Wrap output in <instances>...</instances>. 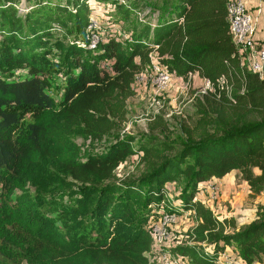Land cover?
I'll return each mask as SVG.
<instances>
[{
	"label": "trees",
	"instance_id": "16d2710c",
	"mask_svg": "<svg viewBox=\"0 0 264 264\" xmlns=\"http://www.w3.org/2000/svg\"><path fill=\"white\" fill-rule=\"evenodd\" d=\"M21 1L22 9L17 5ZM140 2L127 0L120 10L126 14ZM226 2L164 0L154 12H142L125 42L105 31L96 46L88 48L82 44L88 0H0L1 256L15 257L27 237L59 254L86 251L95 264H147L145 251L151 240L145 226L151 216L147 209L162 198L167 180L183 177L176 197L183 209L193 210L196 220L187 231L190 240L176 243L172 251L192 264H214L226 247L247 263L264 258V205L258 218L236 228L233 216L217 217L194 197L198 182L233 168L251 194L264 188V69L258 74L240 64L228 32ZM56 27L71 34L62 57L70 75L54 102L40 73ZM154 46L156 61L183 77L193 69L210 79L224 73L231 83L228 103L233 114L258 113L259 117L231 126L218 117L212 131L180 141L149 133L136 144L141 171L121 180L113 179L112 172L132 151V134L116 137L83 159L58 147V159L67 173L88 182L73 198L74 204L53 202L69 215L88 211L85 218L70 224L62 219L71 232L66 236L51 215L38 210L24 188L32 165L48 152L47 140L54 129L78 124L94 138L111 129L114 119L123 117L124 97L134 75L149 63L148 51ZM102 57L110 59L108 64L99 63ZM16 67H23L25 73L13 74ZM138 206L144 212L134 221ZM27 255L30 264H40Z\"/></svg>",
	"mask_w": 264,
	"mask_h": 264
},
{
	"label": "rangeland",
	"instance_id": "374dc122",
	"mask_svg": "<svg viewBox=\"0 0 264 264\" xmlns=\"http://www.w3.org/2000/svg\"><path fill=\"white\" fill-rule=\"evenodd\" d=\"M127 0H88L90 12L97 21L94 31L102 36L105 31H110L119 41L125 42L129 35L131 25L141 16L142 12H154L164 0H141L138 7L130 8L126 14L120 10V7L126 8ZM246 1V0H245ZM247 3V2H246ZM24 3L21 1L17 5L22 9ZM248 5L250 3H247ZM252 14L253 6H250ZM255 8V7H254ZM154 9V10H153ZM255 27L256 36L261 42L262 15L256 14ZM87 18V19H88ZM84 39L86 31L82 33ZM71 34L65 29L56 27L54 34L47 43L49 48L45 54V70L40 73L47 82V91L56 102L62 95L63 85L70 75L63 62L64 44L69 40ZM83 39V40H84ZM109 58L102 57L99 63L108 64ZM158 63V62H157ZM12 73L23 75L25 69L16 67ZM151 71L150 63H147L142 69V79L132 80L130 91L124 97V114L122 118H115L111 129L103 133L100 137H91L84 134L78 124L70 127L64 126L60 129H54L52 136L47 140L49 145L48 152L41 154L40 158L32 165L30 171L31 177L26 180L24 188L27 193L33 197L37 203L40 212L52 216L55 227L64 235L71 232L63 224H70L73 219L85 218L88 211L81 212L76 210L74 214L56 209L53 202L57 205L70 206L74 204V197L81 195L83 184L88 182L79 181L67 173L58 159L60 154L57 150L61 147L62 153H71L75 158L83 159L86 153H96L114 142L116 137H123L132 134L134 138L130 141L131 152L126 154L118 162L112 172V178L115 180L125 179L136 176L142 169V163L139 159L140 151L136 150V144L142 141L149 133L161 138H168L175 141L197 138L205 131H212L214 122L218 117H223V125L231 126L242 122L246 118H257L258 113L233 114L228 97L215 96L210 90L203 89L202 77L194 73L191 77L185 79L176 71H169L171 79L168 86L160 91H155L148 80L147 74ZM231 89L229 95H231ZM230 175L232 178V191L225 199V209L234 215V220L242 226L247 221L258 218L259 207L264 205V188L257 194H251L248 186L240 178L237 170ZM165 188L170 192L172 198H177V192L184 185V178L167 180ZM222 185V184H221ZM220 185V187H221ZM198 188L202 190L201 201L207 206L214 202L210 199L211 191L207 184L198 182ZM222 188V187H221ZM18 192L17 189L14 193ZM222 192L218 190L219 196ZM217 194V193H215ZM52 206V208H51ZM181 212V207H172ZM144 212L140 206L135 208L133 216L134 221ZM154 213V214H152ZM178 220L170 226V236L166 240V248L172 251V246L182 241H189L187 231L195 224V214L192 209L183 212ZM155 218L157 213L151 207L147 209V215ZM69 222V223H67ZM148 221L146 227L148 228ZM34 256L40 264H95L92 256L88 252L79 251L73 254H59L57 250H52L48 246H42L34 239L24 238V244L18 250L15 257H4L0 255L4 264H30L28 255ZM147 264H159L156 253H146ZM248 264H264V258L260 261H252Z\"/></svg>",
	"mask_w": 264,
	"mask_h": 264
},
{
	"label": "built area",
	"instance_id": "2783aa9c",
	"mask_svg": "<svg viewBox=\"0 0 264 264\" xmlns=\"http://www.w3.org/2000/svg\"><path fill=\"white\" fill-rule=\"evenodd\" d=\"M255 16L251 12L250 5L245 0H227L226 2V20L228 32L231 41L238 55L240 64L244 65L248 71L261 74L264 69V26H262L261 42L259 37L256 36ZM97 21L94 17L89 16L85 24L86 37L82 44L88 48H94L98 41L101 39L100 35L94 31ZM155 46L148 51L149 63L151 71L147 74L150 84L155 91L165 89L171 79V75L167 68L156 61ZM194 73L199 74L196 69L187 70L184 75L185 82ZM142 70L134 75V79L143 77ZM200 75V74H199ZM203 89L210 90L215 96H220V93L226 94L227 97L232 99L229 95L231 83L228 81L224 73H220L214 79L202 76ZM211 191L210 199H214L219 190V183L216 181H207ZM202 190L197 189L194 197L200 199ZM217 193V194H215ZM201 200V199H200ZM181 207L179 198H172L170 192L165 189L163 196L156 203L150 205L152 210L157 213L155 218L150 216L148 219V233L150 234V248L146 253H156L159 264H192L189 260L181 254L170 251L166 248V240L170 236V226L175 223L178 218L183 215L184 211L181 207V212L176 211L172 207ZM154 214V213H152ZM214 264H248L236 252H231L226 247L214 259Z\"/></svg>",
	"mask_w": 264,
	"mask_h": 264
},
{
	"label": "crops",
	"instance_id": "0c3cea01",
	"mask_svg": "<svg viewBox=\"0 0 264 264\" xmlns=\"http://www.w3.org/2000/svg\"><path fill=\"white\" fill-rule=\"evenodd\" d=\"M246 2L247 3H250L249 4L250 6L251 5L253 6V9L252 10L255 13V18L257 16L256 14H258V13L260 15H262L261 18L263 19V21H261V23L259 24V26L262 25V24H264V0H246ZM262 26H264V25H262ZM234 170H236V169L233 168V169L229 170L228 172H226L225 174H223L220 177L211 176L208 179H205V180L200 181L201 184H205L207 181H216L217 183H219V192L221 191L222 193L219 196H216L214 198V202L208 203V205H207L212 210V213L214 215H216L217 217L234 216V215H232V213L230 211H228V210L225 209V199L228 198L229 192L232 191L231 185L233 183V181H232L233 175H230V174L231 173L233 174L235 172ZM244 183H245V181H244ZM220 185H221L222 188L220 187ZM235 224H236V228L240 226V225H238V223L236 222V220H235ZM227 248L231 252H234L235 253V251L233 249H231L229 247H227Z\"/></svg>",
	"mask_w": 264,
	"mask_h": 264
}]
</instances>
